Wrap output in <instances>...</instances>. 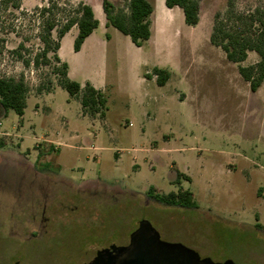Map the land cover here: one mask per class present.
<instances>
[{"label":"rangeland","instance_id":"rangeland-1","mask_svg":"<svg viewBox=\"0 0 264 264\" xmlns=\"http://www.w3.org/2000/svg\"><path fill=\"white\" fill-rule=\"evenodd\" d=\"M80 2L96 13L103 6L21 0L16 9L0 0V75H23L30 90L22 118L12 110L0 115V264L85 263L98 249L128 244L143 220L201 258L264 264V228L257 227H264V82L253 93L238 70L259 56L231 63L210 41L217 14L222 21L231 12L248 16L264 0H200L199 24L174 21L180 42L156 50L145 42L136 69L125 48L122 57L111 50L104 121L84 115L57 85L53 68L60 65L23 61L43 48L47 19L60 25ZM48 5L53 13L42 17ZM102 31L94 37L106 38ZM86 54L73 75L81 85L102 71L97 50ZM154 66L171 72L166 85L156 83ZM49 84L51 93H38ZM21 175L23 195L14 183ZM151 187L160 194L190 190L198 207L162 205L149 197Z\"/></svg>","mask_w":264,"mask_h":264},{"label":"trees","instance_id":"trees-1","mask_svg":"<svg viewBox=\"0 0 264 264\" xmlns=\"http://www.w3.org/2000/svg\"><path fill=\"white\" fill-rule=\"evenodd\" d=\"M19 9L21 0H6V6ZM166 6L170 9L178 7L183 10L185 23L188 26H197L200 22V0H166ZM54 6H46L40 9V15H52ZM103 11L106 15L107 26L114 27L123 35L128 36L137 47H142L151 38V16L154 5L148 0H121L119 5L109 0H103ZM78 27V35L74 41V50L79 52L85 40L98 28L99 21L95 17L91 6L80 2L73 11V15L58 25L52 18H48L44 24L40 40L43 48L29 60H23L28 67L34 65L50 66L52 61L60 65L53 68V74L57 76V85L66 90L72 98L77 99L82 107L84 115L92 118L106 119L107 100L101 90H97L87 82L81 85L68 76V65L63 63L58 56L60 42L63 37L74 27ZM56 32L57 42L53 39ZM108 37V36H107ZM210 41L212 45L220 48L229 62L240 64L248 59L250 52L259 56V61L251 66H239V73L249 83L250 90L255 93L264 82V7H258L248 16L243 13H228L226 21H222L217 14ZM22 48L23 45H20ZM19 47V48H20ZM18 53V51H15ZM53 54V58L50 54ZM19 54V53H18ZM19 57H23L19 54ZM152 75L156 77V83L164 86L171 78V72L166 69L154 68ZM151 78L150 75H147ZM53 85L39 87V94L43 91L51 93ZM29 86L23 75L20 77H4L0 75V106L4 113L12 110L19 117H23L27 108ZM3 143L0 141V147ZM182 175H177L179 181ZM185 178L189 179L188 176ZM149 197L166 206H179L182 208H197L194 194L190 190H179L169 194H160L155 188L149 190ZM258 228H264L257 225Z\"/></svg>","mask_w":264,"mask_h":264},{"label":"crops","instance_id":"crops-1","mask_svg":"<svg viewBox=\"0 0 264 264\" xmlns=\"http://www.w3.org/2000/svg\"><path fill=\"white\" fill-rule=\"evenodd\" d=\"M120 3L121 0H118L115 4L119 5ZM153 5L154 12L151 16V38L148 40L149 43L152 44L156 50L159 49V45L172 46L180 42V37L178 34H173L172 27L174 21L176 20L181 21L182 18H184L185 21L183 10L178 7L172 9L168 8L166 6V0H154ZM94 14L99 21V26L97 29L101 28L103 30V35L108 37L104 38L102 35H97L94 37L93 32L85 40L81 50L76 52L74 50V41L78 35V31L74 33V30H78V27L74 26L61 40L58 56L63 63H67L68 76L71 80H73V75L77 71V66L81 61H83V59H85L87 56V51L91 49L96 52L97 50V58L102 65L101 74L97 75V79L85 78L82 82V86L89 82L97 90H101L103 92V88L105 86L104 77L106 74V63L109 59V52L111 50L115 51L114 55L117 57H122L121 51L123 48H125L130 55L133 68L136 69L143 64L140 56L144 51V47H137L128 36L123 35L114 27L107 26L106 15L103 11V6L101 8L100 4H97V13L94 11ZM156 67L161 68L159 66H154V68ZM2 114H4V111L0 106V115ZM47 142L55 144L52 141Z\"/></svg>","mask_w":264,"mask_h":264},{"label":"water","instance_id":"water-1","mask_svg":"<svg viewBox=\"0 0 264 264\" xmlns=\"http://www.w3.org/2000/svg\"><path fill=\"white\" fill-rule=\"evenodd\" d=\"M132 248L128 258L121 264H236L228 260L216 263L210 258H201L193 249L181 243H171L161 239L159 232L146 220L139 224V228L131 234L130 245L112 246L111 249L117 254H123ZM110 249L98 252V258Z\"/></svg>","mask_w":264,"mask_h":264},{"label":"flooded vegetation","instance_id":"flooded-vegetation-1","mask_svg":"<svg viewBox=\"0 0 264 264\" xmlns=\"http://www.w3.org/2000/svg\"><path fill=\"white\" fill-rule=\"evenodd\" d=\"M6 173L7 171H4L3 174H2V178H1V182L3 184H5V187L6 185L8 184V182L6 181ZM20 174V173H19ZM25 177L24 175H21L20 176H15V186H16V190H18L20 192L19 195H23L22 192L24 191L25 189V186L26 185L23 181L25 180ZM23 180V181H22ZM23 182L21 184H18V182ZM33 181V180H32ZM31 182V181H30ZM5 187L3 189H5ZM35 201H38L37 199ZM47 201V199H46ZM19 204L21 201H18ZM42 218L43 220H45V211H43L42 213ZM142 222V221H141ZM140 224V223H139ZM139 228V227H138ZM134 233V232H133ZM131 236V235H130ZM162 239V237H161ZM163 240V239H162ZM130 245V238H129V243L126 244V245H115V244H110L106 247H103L101 249H98L95 251V254L94 256H92L87 262L85 263H81V264H121L123 260L127 259L129 254L131 253L132 251V248H129L128 250H126L123 254H117L116 252H113L111 247L112 246H125V247H128ZM107 249H110V252L108 253H105L104 255H102L100 258H98V252L102 251V250H107ZM14 264H19V262H15Z\"/></svg>","mask_w":264,"mask_h":264},{"label":"built area","instance_id":"built-area-1","mask_svg":"<svg viewBox=\"0 0 264 264\" xmlns=\"http://www.w3.org/2000/svg\"><path fill=\"white\" fill-rule=\"evenodd\" d=\"M1 127H2V123H0V136H4V135H6V133H4L3 131H1Z\"/></svg>","mask_w":264,"mask_h":264}]
</instances>
